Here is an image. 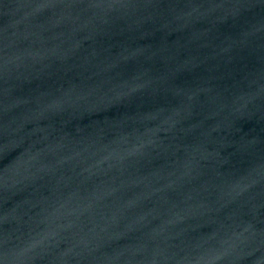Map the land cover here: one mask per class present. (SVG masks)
I'll use <instances>...</instances> for the list:
<instances>
[{"label": "water", "instance_id": "1", "mask_svg": "<svg viewBox=\"0 0 264 264\" xmlns=\"http://www.w3.org/2000/svg\"><path fill=\"white\" fill-rule=\"evenodd\" d=\"M0 264H264V0H0Z\"/></svg>", "mask_w": 264, "mask_h": 264}]
</instances>
